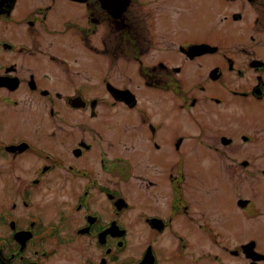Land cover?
Segmentation results:
<instances>
[{"label": "flooded vegetation", "instance_id": "obj_1", "mask_svg": "<svg viewBox=\"0 0 264 264\" xmlns=\"http://www.w3.org/2000/svg\"><path fill=\"white\" fill-rule=\"evenodd\" d=\"M260 133L264 0H0V264H264Z\"/></svg>", "mask_w": 264, "mask_h": 264}, {"label": "rangeland", "instance_id": "obj_2", "mask_svg": "<svg viewBox=\"0 0 264 264\" xmlns=\"http://www.w3.org/2000/svg\"><path fill=\"white\" fill-rule=\"evenodd\" d=\"M61 49H63L67 53L70 51V48L68 46H62ZM100 71L101 72L103 71V67H101ZM102 78L103 77L101 75V82H100V85H99V87L97 89H95L94 91L91 90V89H86L85 92H95L97 96L106 97L108 92L106 90L105 84L102 83ZM164 94H159V96L163 97ZM165 95H167V96H165L163 99L166 100L167 99L166 97H168L169 102H171V95L169 93H167ZM107 113H108V108H107L106 105H104L102 107V114L106 115ZM97 121L102 123L103 120H102V118H100V119L95 120V122H97ZM246 123L249 125V127L253 126L252 123L247 122L245 120V126H246ZM231 125H233V124L231 123ZM245 126H244L243 130H246ZM167 134H168L167 133V129H165L164 133H163V136L165 137ZM246 134L253 135L254 133H246ZM260 134H261L260 140H261V143L263 144L264 143V133H260ZM241 155H242V157H247V158L252 159V161L254 162L253 167H251L252 170L258 169V165L259 166H264V146H261V144L255 143L254 141H251V142H248V143H244L243 144V152L241 150ZM255 164H257V165H255ZM250 173H251V170L250 171L244 170L243 177H245V180H243V187L244 188H249L250 187V188H255V189L257 188V185H260V188L264 187V176L261 175V174L257 175L258 181L256 183L253 182V184L255 183L254 186L249 184V181L251 180V177H252V176H250ZM131 183H133L134 186H135V190L131 192V196H134V197L142 196L143 193L141 191V186H143L144 188H146V186L141 184L140 179H134L133 178V179H131ZM129 187L131 188V186H129ZM149 190L145 191V194H149L150 193ZM245 191H247V190H245ZM228 193H229V191H228ZM259 194L262 196L264 194V192L263 193L260 192ZM256 196H258L257 193H256ZM263 198H264V195H263ZM225 204H226V209L228 211L232 209V205L230 204V200L229 199H227Z\"/></svg>", "mask_w": 264, "mask_h": 264}, {"label": "water", "instance_id": "obj_3", "mask_svg": "<svg viewBox=\"0 0 264 264\" xmlns=\"http://www.w3.org/2000/svg\"><path fill=\"white\" fill-rule=\"evenodd\" d=\"M123 11V9H119V8H117L116 9V12H122ZM214 48H216V47H214ZM109 90L110 91H115V93L117 94L116 96H117V98H119V99H123V100H128V91L127 90H120V89H117V88H115V87H112L111 89L109 88Z\"/></svg>", "mask_w": 264, "mask_h": 264}]
</instances>
